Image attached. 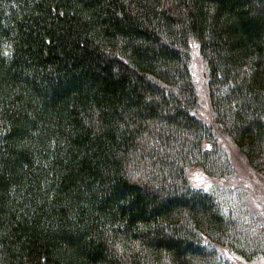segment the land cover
<instances>
[{
  "label": "trees",
  "instance_id": "16d2710c",
  "mask_svg": "<svg viewBox=\"0 0 264 264\" xmlns=\"http://www.w3.org/2000/svg\"><path fill=\"white\" fill-rule=\"evenodd\" d=\"M193 45L264 178V0H0V264L264 256L262 214L190 179L233 171Z\"/></svg>",
  "mask_w": 264,
  "mask_h": 264
},
{
  "label": "rangeland",
  "instance_id": "374dc122",
  "mask_svg": "<svg viewBox=\"0 0 264 264\" xmlns=\"http://www.w3.org/2000/svg\"><path fill=\"white\" fill-rule=\"evenodd\" d=\"M191 70L200 96V105L197 113L207 123L212 125L221 146L230 159L233 171L223 178H210L201 170L194 169L189 172L190 179L195 186L200 188L215 189L217 191L229 190L236 198L240 197V200L259 211L264 218V178L251 167L231 138L221 132L214 121L208 100L206 68L197 45H193L191 49ZM231 256L239 264H264V256L251 260H243L236 256Z\"/></svg>",
  "mask_w": 264,
  "mask_h": 264
}]
</instances>
